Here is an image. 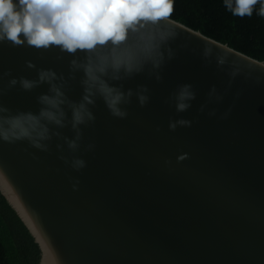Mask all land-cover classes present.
I'll use <instances>...</instances> for the list:
<instances>
[{"label":"water","instance_id":"water-1","mask_svg":"<svg viewBox=\"0 0 264 264\" xmlns=\"http://www.w3.org/2000/svg\"><path fill=\"white\" fill-rule=\"evenodd\" d=\"M175 22L163 82L126 85L147 84L148 105L134 101L125 120L102 102L93 109L77 153L86 168L66 165L55 139L48 152L0 142V192L38 245L39 264H264V62ZM70 59L3 44L0 74L35 78L27 60L67 73ZM185 83L196 98L178 113L172 96ZM46 91L12 89L0 102L36 112ZM68 91L79 99L75 81ZM170 119L193 123L172 132Z\"/></svg>","mask_w":264,"mask_h":264},{"label":"clouds","instance_id":"clouds-1","mask_svg":"<svg viewBox=\"0 0 264 264\" xmlns=\"http://www.w3.org/2000/svg\"><path fill=\"white\" fill-rule=\"evenodd\" d=\"M173 3L174 0H0V45L38 52L55 49L71 57L67 73L51 67L38 68L27 60L25 68L34 71L35 78L14 76L10 70L0 74L4 82L0 97L12 89L31 93L47 87L36 97V112H14L0 102V142H26L40 152H48L55 139L62 153L60 159L66 165L76 172L86 168L87 162L77 153L83 129L96 121L93 109L98 102L111 117L125 120L134 101L144 108L151 99L147 84L126 85L138 78L163 82L164 71L176 56L172 45L179 38L178 26L170 19ZM223 5L236 17H251L254 11L264 17V0H223ZM203 55L205 60H211L210 49H205ZM224 64V60L217 59L218 67ZM70 81L78 84L79 99L69 95ZM215 92L213 88L210 95ZM195 98L192 85L187 83L180 84L172 96L178 113L187 111ZM230 111L221 119H227ZM192 123L188 119H170L168 128L175 132L190 128ZM65 129L70 136L64 135ZM94 147L88 144L85 150L92 151ZM186 158L187 154L177 157Z\"/></svg>","mask_w":264,"mask_h":264},{"label":"trees","instance_id":"trees-1","mask_svg":"<svg viewBox=\"0 0 264 264\" xmlns=\"http://www.w3.org/2000/svg\"><path fill=\"white\" fill-rule=\"evenodd\" d=\"M259 8V5H256ZM208 38L264 62V17H236L223 0H174L170 18ZM41 253L0 192V264H39Z\"/></svg>","mask_w":264,"mask_h":264}]
</instances>
